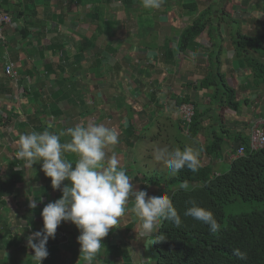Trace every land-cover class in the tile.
I'll return each instance as SVG.
<instances>
[{"label":"crops","instance_id":"1","mask_svg":"<svg viewBox=\"0 0 264 264\" xmlns=\"http://www.w3.org/2000/svg\"><path fill=\"white\" fill-rule=\"evenodd\" d=\"M0 10L13 18L0 38V264H158L178 188L149 178L143 153L174 178L169 143L187 141L200 161L223 122L221 153L204 159L219 175L264 131V76L249 63L264 64V46L236 41L264 37V0H0ZM199 18L206 27L182 50ZM151 35L159 43H144ZM222 82L238 111L220 108ZM182 104L203 116L195 137Z\"/></svg>","mask_w":264,"mask_h":264},{"label":"trees","instance_id":"2","mask_svg":"<svg viewBox=\"0 0 264 264\" xmlns=\"http://www.w3.org/2000/svg\"><path fill=\"white\" fill-rule=\"evenodd\" d=\"M201 22V18L195 20L181 34L182 50L204 30L206 23ZM236 41L241 52L264 46L263 36L253 38L238 34ZM251 60L253 72L264 76V64L257 63L254 58ZM218 87L222 96L219 98L217 93L215 98L223 107L238 111L236 91L225 82ZM202 120L203 116L196 113L190 135L195 137L199 133ZM219 126L221 133L214 135L200 161L196 162L192 154L185 153L180 162L175 160L171 165L175 177L161 178L167 187L175 186L178 190L170 195L156 234L158 264H264V210L238 215H227L225 211L226 205L239 200L264 207V150L252 152L249 139H242L245 156L236 158L228 171L218 175L212 162L204 163V159L219 155L230 135L223 122Z\"/></svg>","mask_w":264,"mask_h":264},{"label":"rangeland","instance_id":"3","mask_svg":"<svg viewBox=\"0 0 264 264\" xmlns=\"http://www.w3.org/2000/svg\"><path fill=\"white\" fill-rule=\"evenodd\" d=\"M198 20V19H197ZM193 22H195V21H193ZM202 23V22H201ZM193 27V26H192ZM5 28V27H4ZM4 28H3V30H4ZM175 35H177V36H180L179 35V33L178 32H176L175 33ZM159 41H160V37L159 36H157V35H151L150 37H149V39L148 40H146V42H144V43H149V44H157V43H159ZM111 43H113V40H111L110 41ZM168 42H171V39H168ZM143 65V64H142ZM142 65H139V67H142ZM184 67L185 68H190V69H195V65H194V63L193 62H187V64H185L184 63ZM136 68V67H135ZM17 93V92H16ZM20 96H22V94H20ZM15 101H17V97L15 98ZM223 107V105H220V108H222ZM211 113V111L208 113V114H210ZM131 117V116H130ZM94 123V122H93ZM220 123V122H219ZM97 127V126H96ZM220 131H221V128H220V126H218L217 127ZM221 132H218V134H220ZM159 135H160V133L158 132V133H156V135H155V137H159ZM183 143H184V147L182 148V146L179 144V143H169V145H170V147L172 148L171 150H174V152H172V155H173V158L177 161V162H180L181 160H182V158L184 157V155H185V153H187V147H188V145H187V141H183ZM148 149H151V147L150 148H148ZM147 149V150H148ZM182 149H183V152H181L182 151ZM190 151V150H189ZM188 151V152H189ZM144 158H143V161H145L146 162V164H147V167H148V169L146 170L147 171V173H148V175H149V178L150 177H152V180L153 181H156V183H157V176H161V178H166L167 179V177H166V175H167V173L166 172H168V170H166L165 171V169L163 168V166L162 165H160L159 167H156L155 165H152L151 163H149V160H148V158H149V153L145 150L144 151ZM18 155H21V154H18ZM197 162V161H196ZM157 168V169H156ZM229 170V168L228 167H223L222 168V172H226V171H228ZM3 171H4V169L2 170V169H0V175H3ZM155 171H157L159 174L158 175H155L154 174V172ZM143 173H144V171H143ZM168 180V179H167ZM165 187H167V185H164ZM169 186V185H168ZM159 189H160V187H158ZM264 210V207L261 205V204H259V203H249V202H243V201H241V200H239L237 203H231V204H228V205H226V208H225V211H226V214L227 215H230V214H241V213H243V212H252V211H263ZM163 216V215H162ZM165 216V215H164ZM164 218V217H163ZM163 218H162V220L161 221H163ZM4 250L5 248L3 247V246H1L0 245V250Z\"/></svg>","mask_w":264,"mask_h":264},{"label":"built area","instance_id":"4","mask_svg":"<svg viewBox=\"0 0 264 264\" xmlns=\"http://www.w3.org/2000/svg\"><path fill=\"white\" fill-rule=\"evenodd\" d=\"M13 23V19L10 15L0 10V38L2 39L3 28L10 26ZM5 73L7 76L15 79L17 76L16 71L14 70V65L12 63H7L5 66ZM181 114L183 115V120L185 121L186 127H190L193 122L195 115V107L191 104H183L180 107ZM250 148L252 151L257 152L264 149V131L260 128H254L250 135ZM246 154V148L240 146L237 150L236 156L243 157ZM60 239L63 241L66 240V235L61 234ZM42 250L44 247L43 243H39L35 248Z\"/></svg>","mask_w":264,"mask_h":264},{"label":"clouds","instance_id":"5","mask_svg":"<svg viewBox=\"0 0 264 264\" xmlns=\"http://www.w3.org/2000/svg\"><path fill=\"white\" fill-rule=\"evenodd\" d=\"M17 73V72H16ZM6 74V73H5ZM7 76V75H6ZM9 77V76H8ZM10 79H11V81H13L17 86H18V83H19V77L18 76H16L15 77V79H13V78H11V77H9ZM183 105V104H182ZM181 105V106H182ZM192 105V104H191ZM195 116V115H194ZM192 125V124H191ZM191 125H190V127H189V130L191 129ZM246 148V147H245ZM249 148H250V138H249ZM250 150H251V148H250ZM264 150V149H263ZM252 151V150H251ZM260 151H262V150H260ZM252 152H254V151H252ZM257 152H259V151H257ZM237 153V152H236ZM244 157V156H243ZM236 158H239V157H237L236 156Z\"/></svg>","mask_w":264,"mask_h":264}]
</instances>
